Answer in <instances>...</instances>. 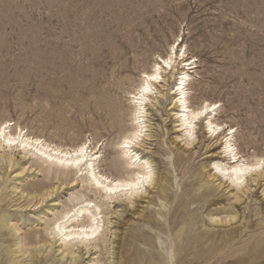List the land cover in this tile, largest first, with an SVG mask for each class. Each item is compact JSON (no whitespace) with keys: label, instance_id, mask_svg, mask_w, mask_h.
Returning <instances> with one entry per match:
<instances>
[{"label":"rangeland","instance_id":"1","mask_svg":"<svg viewBox=\"0 0 264 264\" xmlns=\"http://www.w3.org/2000/svg\"><path fill=\"white\" fill-rule=\"evenodd\" d=\"M184 50V59L197 64L189 70V103L217 102V114H204L186 135L175 90L188 65L178 62L173 75L168 68L167 81L156 83L162 93L145 103L143 136L132 147L131 155L138 151L154 172L139 195L101 196L85 171L55 175L22 147L0 148V225L8 223V251L30 237L20 260L33 251L50 256L41 264H74L52 225L94 199L105 203V241L75 245L76 264L92 258L99 260L92 264H117L135 256L150 264H264V169L236 187L215 168L228 160L227 137L250 162L264 157V0H0V123L10 121L12 131L21 128L62 148L87 142L100 154L98 171L126 176L127 157L120 158L116 143L138 124L131 92L159 55ZM122 55L138 58L123 84L113 73ZM209 118L222 130L210 132ZM125 234L134 246L116 257Z\"/></svg>","mask_w":264,"mask_h":264},{"label":"bare ground","instance_id":"2","mask_svg":"<svg viewBox=\"0 0 264 264\" xmlns=\"http://www.w3.org/2000/svg\"><path fill=\"white\" fill-rule=\"evenodd\" d=\"M186 52L187 51L184 50L183 53L179 55V53L177 54V51H173L167 57H163L159 55L160 59L153 63L152 71L144 70L142 73V76L140 77V83L139 85H137L136 92H131L132 101L135 104L134 112L132 111V113H134V116H135L134 119L138 120L137 122L138 124L135 125L134 128H132L133 130L130 133L126 131L127 134L122 137L120 142L116 143L117 145L119 143V147L121 148L120 158L121 159H123L124 157L128 158V159L126 158L125 160H123V167L128 171L126 176L120 175L118 177H113L111 175L98 171L97 170L98 167L96 166V161L99 160L98 158L100 157V154L99 155L97 154L98 151H96L95 153H92V149L89 150V146H87V142H83L82 144H79L73 148L71 147L62 148L61 146H59L60 144L59 145L54 144V143L52 144L43 138L35 137L34 135L31 136L27 133H24L20 127H19L20 129L17 127L19 129L18 132L12 131L11 129H9V127L12 124V122L10 121H4L0 123V148L5 149L6 147H9L10 149H13L14 147H17V148L22 147V149H24L26 153L32 154L37 157V159L35 160V163L39 164L42 170L48 171L49 173L52 170L53 174L55 175L69 174L71 171H74V170H77L79 172L85 171L84 172L86 173L85 180L88 183H90L96 189V191L101 194V196H103L102 192H104L105 197H110V198L116 196L120 192L124 194H128L129 196H133L135 194L139 195L140 191L144 187L152 184L154 172L151 168V164H150L151 161L149 162L146 159L143 160L142 157L140 156V153H137L138 151L135 152L133 155H131L132 151L136 149V148L132 149V147H135V146L137 147L138 140L139 138H141L140 136H143V134L141 135V133L143 132V129L141 126L142 121H140V117L141 115H143L141 113L144 110H147V109H144L145 103L152 100L151 95L162 93V91L159 90V88L157 87L156 83H160L161 80L164 82L167 81L164 73L167 72L168 68H170L171 75H173L174 71L176 70L178 62L182 64L185 62L184 65H188L187 67L182 66V71L180 72L181 76L178 78L179 82L176 84V90H175V93L178 95L177 99H175V105H177L180 108V111H178L180 126L182 127L181 129H183L186 135H188L189 137L192 136V134L194 133V129L196 127L195 126L196 121H198L204 114L208 112H210L211 114H217V110H216L217 102L213 103V102H208L207 100H205L204 103L198 107H193L189 103L188 92H189V84H190V79H191V74L189 70L195 69L197 67V64H196L195 58L192 60L193 57L191 59H184L185 56H187ZM121 58H123L121 63H119L116 67H114L113 73L115 76L120 77L121 83L123 84L125 82V78L126 77L128 78L127 75H130V73L134 72L135 67L133 65H135L136 62H138V58L136 55L132 58H129L126 55H122L120 59ZM161 60L164 64H161ZM185 68H187V70H185ZM157 69L159 70L157 71ZM154 75L158 76L159 79L158 80L150 79V77ZM205 108H207L206 111H205ZM197 113H203V114L200 115L199 118L197 119L195 118ZM207 125H209L210 132L212 133H216L222 130V125L219 122H217L216 119L209 118ZM233 132L234 131L232 130L231 133ZM192 141H193V138H192ZM224 142H225L224 152L226 153V156H228L227 157L228 160L225 163H216L215 168H217L218 171H221L223 176L228 177L233 183H235V186L236 184L239 186V184L243 181V179L246 177L247 174L254 173V172L258 173L259 170H261V169H258L252 172L247 171V169L249 168H256L257 165H259L261 161H264V157H259V158L255 157L256 158L255 161L250 162L248 160L249 158L246 159V157H243V155L241 156L239 155L240 152L237 150V147L235 146V144L232 143L231 137H227L226 141ZM44 164L46 165L48 164V165L44 166ZM243 182H245V180ZM244 188L246 189V187ZM35 189L37 190L39 188L36 187ZM46 194L50 195L51 192L44 193L43 197ZM38 196L41 197L40 195ZM103 204L105 205V203H101V204L97 203L94 199L82 200L79 204L74 206L73 209L67 210L65 212L63 211L64 213L61 215V217L58 220L56 219L57 220L56 225L55 226L52 225L51 230H53V233L59 236L64 249L67 251V254L70 255L71 257V261L75 262L74 264H76L79 259L77 250L76 251L74 250L75 245L85 244L86 247H88L89 245H94L95 247H98V246H101L100 243L105 241V229H104L105 219L101 215L103 212L102 210ZM233 217L234 216L232 215L231 218ZM211 220L213 221L214 217H211L210 221ZM3 221L5 220L3 219ZM218 223H219V220L217 221L216 224ZM224 223L225 222H223V224ZM7 224L8 223H3L0 225V264H4V263L5 264H35L34 256L35 255L37 256V254L34 255L32 253L33 251L29 254V257H30L29 259L28 257H25L24 260L23 259L20 260L19 256L17 255L19 253L21 254H24L25 252L29 253L28 246L30 245V243L34 241V238L20 237L18 241L16 240L17 241L15 243L16 247L13 248L12 251H8V248L4 246L5 240L3 239V235H4L3 229L6 228V226H8ZM10 226L12 227V230L14 231L18 230L17 225L11 224ZM232 231L233 230L231 229V230L225 231L223 234L230 235L232 234ZM209 235L210 237H213L215 235H219V232H210ZM130 236L137 238V235L133 233H130ZM122 238H123V242L122 244H120V248L122 250L119 249L116 252H114L116 254V257H119L121 255V252L123 251H125L126 253L131 252V248L132 246H134V241H131L128 238V236H126V234ZM6 251H7V256L6 258H3V255ZM89 251L90 250L87 249L85 253H88ZM63 252L64 251H62V254H63L62 258L65 257V254ZM10 253L14 255V258H12L9 255ZM110 253L112 252L109 247V254ZM121 256L123 258L125 257V255H121ZM211 256L208 257V261L212 258ZM38 259H39L38 260L39 262H37L36 264H41L42 261L44 260L45 262H47L50 259V256L47 255L41 258L38 257ZM143 259L144 258H139L135 256L130 259L129 258L126 259V261L120 260L119 263L117 264H124V262L128 264H132V263L133 264H150L148 260H146L144 263ZM29 261H32V262L29 263ZM90 262L91 264L96 263V262L99 263V260L98 259L95 260L92 258L90 259ZM88 263L89 262H86L85 264H88ZM109 264H111V262Z\"/></svg>","mask_w":264,"mask_h":264},{"label":"snow or ice","instance_id":"3","mask_svg":"<svg viewBox=\"0 0 264 264\" xmlns=\"http://www.w3.org/2000/svg\"><path fill=\"white\" fill-rule=\"evenodd\" d=\"M169 66H170V65H169ZM158 70H159V69H157V71H158ZM150 79H152V80H158L159 77L154 75V76L150 77ZM206 110H207V108H205V111H206ZM202 114H203V113H197L195 118L198 119L199 116L202 115ZM258 169H264V161H261L260 164L257 165L256 168H249V169H247V171L252 172V171H256V170H258Z\"/></svg>","mask_w":264,"mask_h":264}]
</instances>
